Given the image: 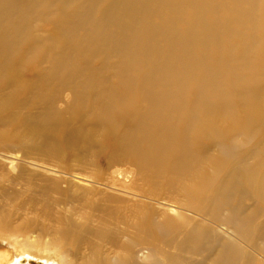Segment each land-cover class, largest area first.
Returning a JSON list of instances; mask_svg holds the SVG:
<instances>
[{
  "label": "bare ground",
  "instance_id": "bare-ground-1",
  "mask_svg": "<svg viewBox=\"0 0 264 264\" xmlns=\"http://www.w3.org/2000/svg\"><path fill=\"white\" fill-rule=\"evenodd\" d=\"M30 260L264 264V0H0V264Z\"/></svg>",
  "mask_w": 264,
  "mask_h": 264
},
{
  "label": "rangeland",
  "instance_id": "rangeland-1",
  "mask_svg": "<svg viewBox=\"0 0 264 264\" xmlns=\"http://www.w3.org/2000/svg\"><path fill=\"white\" fill-rule=\"evenodd\" d=\"M90 135H91L92 140H93L95 143H99V142H100V144L103 143V137H102V135L99 134L98 132H96V131H94V130H91ZM64 173H65L64 177H65L67 180H71V178H70V174H72V172H70V169H69V168L65 169V170H64ZM67 173H68V174H67ZM74 180H77V179H74ZM30 261H31V264H43L42 262H39V261L37 262V261H35V260H30Z\"/></svg>",
  "mask_w": 264,
  "mask_h": 264
}]
</instances>
